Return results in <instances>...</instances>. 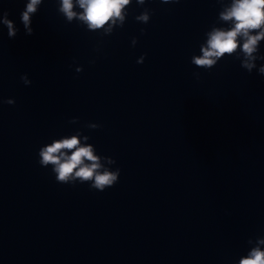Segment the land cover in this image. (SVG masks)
<instances>
[{"label":"clouds","instance_id":"obj_1","mask_svg":"<svg viewBox=\"0 0 264 264\" xmlns=\"http://www.w3.org/2000/svg\"><path fill=\"white\" fill-rule=\"evenodd\" d=\"M40 3L41 0H29L22 12L21 20L27 35H32L33 30L29 27L30 16L37 11ZM131 3L132 0H75V3L74 0H60L59 11L64 14L69 23L76 19L87 25L88 30L104 29L105 33L109 34L113 26H117L118 21V26L123 27L129 14L127 8ZM136 3L143 6L146 0H136ZM161 3H179V0H161ZM77 6L82 11H74ZM151 15L152 10L145 8L143 12L135 16V20L147 24ZM219 19L232 22L231 27L228 29L213 27L207 33L206 46H201L202 55L193 57L192 63L208 70L216 65L221 57L231 56L239 49L244 56L241 67L251 73L256 67L253 61L257 59L253 53L257 52L259 41L264 39V0H232L230 6H225L219 13ZM3 24L7 26L8 37L14 38L18 30L13 22L7 19V13H5ZM144 32L145 29H141V34ZM254 32L256 34H253ZM136 42V38H133V46ZM259 58L264 60V56ZM82 70V67L76 69L77 72ZM258 72L264 75V66H261ZM21 80L26 86L32 83L27 74L22 75ZM3 103L14 105L15 100L10 98ZM91 127L97 129L101 125L94 124ZM38 155L40 166L48 168L51 165L56 182L60 184L87 183L90 190L103 192L119 181L121 170L116 168L113 171L104 168L100 163L101 158L94 153L93 147L82 145L77 136L54 140L51 144L41 147ZM105 159L109 164L116 163L111 157H105ZM258 244H264V239L258 240ZM240 264H264V251L260 247L253 248L247 257L240 260Z\"/></svg>","mask_w":264,"mask_h":264}]
</instances>
